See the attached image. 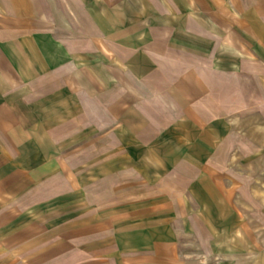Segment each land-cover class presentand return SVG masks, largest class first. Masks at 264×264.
<instances>
[{"label": "rangeland", "instance_id": "1", "mask_svg": "<svg viewBox=\"0 0 264 264\" xmlns=\"http://www.w3.org/2000/svg\"><path fill=\"white\" fill-rule=\"evenodd\" d=\"M54 50V64L29 52L40 88L20 115L25 149L3 173L0 219L10 222L0 228V261L20 264L37 245L56 264H264V121H191L149 143L150 121L122 87L114 94L106 80L98 105L95 58L70 53V63ZM226 125L231 154L210 159ZM28 152L42 160L29 166Z\"/></svg>", "mask_w": 264, "mask_h": 264}, {"label": "crops", "instance_id": "2", "mask_svg": "<svg viewBox=\"0 0 264 264\" xmlns=\"http://www.w3.org/2000/svg\"><path fill=\"white\" fill-rule=\"evenodd\" d=\"M0 21V192L9 184L4 170L26 146L18 140L25 128L20 115L39 93L41 75L29 52L54 64V49L62 57L58 43L74 56L95 58L98 105L106 80L114 94L123 88L130 103L140 105L150 121L149 143L194 121L231 125L238 113L264 121V0H0ZM228 126L222 149L210 159L231 154ZM27 155L29 166L42 160L38 152ZM9 222V216L0 219V228ZM4 244L0 240L1 255ZM36 246L29 258L21 252L20 264H56L48 249Z\"/></svg>", "mask_w": 264, "mask_h": 264}, {"label": "bare ground", "instance_id": "3", "mask_svg": "<svg viewBox=\"0 0 264 264\" xmlns=\"http://www.w3.org/2000/svg\"><path fill=\"white\" fill-rule=\"evenodd\" d=\"M59 46L61 47V50H62V56L65 58V59H68L70 61H72L73 59V56L70 54V52L65 48V46L61 43H58ZM123 133H126V129H122ZM229 239H230V244H228V249L230 250H234L236 249V246H237V242L238 240L243 237V233L242 231H237V233L235 235H232V236H228Z\"/></svg>", "mask_w": 264, "mask_h": 264}]
</instances>
